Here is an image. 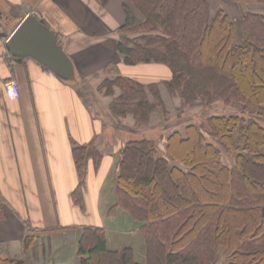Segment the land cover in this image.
Here are the masks:
<instances>
[{"label": "trees", "instance_id": "trees-1", "mask_svg": "<svg viewBox=\"0 0 264 264\" xmlns=\"http://www.w3.org/2000/svg\"><path fill=\"white\" fill-rule=\"evenodd\" d=\"M123 8L116 44L123 63L164 65L171 78L142 85L107 66L100 88L112 116L163 125L175 99L235 112L185 121L167 133L164 150L146 138L127 141L109 212L119 208L139 223L145 263L131 248L108 249L103 229L85 227L80 264H264V18L243 13L236 44L231 20L222 10L211 14L205 0H127ZM100 157L93 144L73 148L79 206L87 163Z\"/></svg>", "mask_w": 264, "mask_h": 264}, {"label": "crops", "instance_id": "crops-1", "mask_svg": "<svg viewBox=\"0 0 264 264\" xmlns=\"http://www.w3.org/2000/svg\"><path fill=\"white\" fill-rule=\"evenodd\" d=\"M205 1L211 14L222 10L231 20L236 44L243 40V13L264 18V3L256 0ZM125 3L0 0V24L9 19L14 24L11 31H0V264H80L78 241L85 227L103 229L108 249L131 248L135 261L145 263L139 223L119 208L109 212L116 203L120 153L127 141L141 139L142 132L147 136L142 138L164 150L167 131L183 125L142 128L131 116L109 112L111 98L100 88L107 66L142 85L171 78L164 65L123 63L116 44ZM25 8L57 37L73 65L72 79L62 80L32 58L10 53L7 40L25 17ZM11 80L19 90L14 99L4 89ZM180 106L175 99L176 116ZM88 144L101 157L97 165L87 163L79 206L73 199L80 183L73 148Z\"/></svg>", "mask_w": 264, "mask_h": 264}, {"label": "water", "instance_id": "water-1", "mask_svg": "<svg viewBox=\"0 0 264 264\" xmlns=\"http://www.w3.org/2000/svg\"><path fill=\"white\" fill-rule=\"evenodd\" d=\"M25 17L8 37V47L12 55L29 57L50 69L62 80L73 77V65L59 46L56 36L45 26L37 14Z\"/></svg>", "mask_w": 264, "mask_h": 264}, {"label": "rangeland", "instance_id": "rangeland-1", "mask_svg": "<svg viewBox=\"0 0 264 264\" xmlns=\"http://www.w3.org/2000/svg\"><path fill=\"white\" fill-rule=\"evenodd\" d=\"M11 20L12 19L3 21V24H0V31L1 30L2 31L3 30L4 31L5 30L6 31H11V28L14 27L13 23H12L13 25H10L11 24L10 22H12ZM139 20H141V16L140 15H139ZM177 100L181 102V106H180L181 107V111H179L180 114L176 116L177 109L175 108V112L172 114L171 118H169L168 121L166 120V122H165V124L167 123V124L173 125L172 127H174L175 125L181 127V125H183L184 122L187 121V120L198 121V119H200L202 114L220 115V114H223V113L235 112V108L224 107L222 104L215 105V106H213V107H211L209 109H206V110L200 104H197V103L189 106L188 108H184L183 104H182V101L180 99H177ZM262 125H264V123ZM155 131H156L157 134L161 132L159 129H156ZM170 131H167V132H170ZM140 134L145 136V133H143V132L140 133ZM143 136H140V138H142ZM145 137H147V136H145Z\"/></svg>", "mask_w": 264, "mask_h": 264}, {"label": "built area", "instance_id": "built-area-1", "mask_svg": "<svg viewBox=\"0 0 264 264\" xmlns=\"http://www.w3.org/2000/svg\"><path fill=\"white\" fill-rule=\"evenodd\" d=\"M5 92L10 99L17 98L19 96V90L17 84L14 81H8L4 84Z\"/></svg>", "mask_w": 264, "mask_h": 264}]
</instances>
